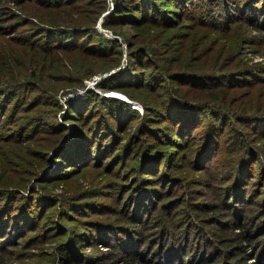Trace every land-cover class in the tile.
Instances as JSON below:
<instances>
[{
	"label": "rangeland",
	"instance_id": "374dc122",
	"mask_svg": "<svg viewBox=\"0 0 264 264\" xmlns=\"http://www.w3.org/2000/svg\"><path fill=\"white\" fill-rule=\"evenodd\" d=\"M57 1L0 0V79L30 88L0 102V184L26 225L0 264H264V0H156L136 21ZM216 87L218 126L196 103Z\"/></svg>",
	"mask_w": 264,
	"mask_h": 264
},
{
	"label": "trees",
	"instance_id": "16d2710c",
	"mask_svg": "<svg viewBox=\"0 0 264 264\" xmlns=\"http://www.w3.org/2000/svg\"><path fill=\"white\" fill-rule=\"evenodd\" d=\"M42 1L45 2V3H48V5H51V6L52 5H60V4H62V2H58L57 0H42ZM59 1H62V0H59ZM65 1L67 2V0H64V2ZM101 1H104V7H105L107 5L106 0H101ZM114 1H115L116 12H118V14H119L117 16L119 17V19L121 21L122 20H124V21H126V20H135L136 21V20L139 19L138 15H137V13L135 11V9H137V8H135L134 6H138V8L141 10V14H142L141 17H147V18H149V17L152 18L154 16L153 8L157 9L158 6H159V5H157L158 1H156V0H114ZM174 1L181 2L183 0H174ZM184 1H187V0H184ZM190 1H194V0H190ZM209 2L210 1L207 0L206 3H209ZM125 8L128 9V10L126 11ZM161 8H163V7H161ZM106 16H105L104 20H102V23H103L104 26H108L107 25V21H106L108 19V16L107 17ZM164 16H169L170 17V13H168V14L164 13ZM62 18L63 17H61L60 15L59 16L55 15V16H52L48 20L63 21V20H61ZM96 18H97V10H96V14L94 13L92 15V17L90 18V20L92 21V24H90L89 28H93L94 29V33L97 35V39H102L101 38L102 33L99 31L97 26H95V24H93ZM74 20H75V22H78L79 18H76ZM49 27H50L49 28L50 30H51V28H60V26H57V25H49ZM105 42L108 43V47H111V48L112 47H118V49H119V43L120 42L117 40V38H111L110 37V38H107V41H104V43ZM95 48H96L95 49L96 51L104 50L102 48H99L98 46H96ZM44 49H47V48L44 47ZM120 49H121V47H120ZM144 50H145V53H143L144 56L156 59V57H154V54H153V51L151 50V48H149L148 46H145ZM137 54L139 56L141 53L138 52ZM0 56H1V53H0ZM135 59L136 58L133 57V61ZM130 61L132 62L131 58H130ZM139 61H140V59H139ZM135 62H136V60H135ZM0 67H2V64H0ZM130 69H131V64H129V66H127V67L125 66L123 68V70L117 71V72L120 73V74H124L126 71H130ZM138 73L140 74L141 72H138ZM150 74H152V72H150ZM113 75H116V73H114ZM137 76H138V74H137ZM113 77L114 76L109 77L107 75L106 77H104V79H102L99 82V85L103 86V87H109V86L112 87V86L116 85L117 83H119L122 80H124V81L128 80L129 81V79H122V77L120 78V80H114ZM152 77H156L155 74H152ZM3 81H6V80L0 79V94L4 96L3 98L0 99V102L3 105L4 104L7 105L10 102H13L14 107H16L17 106V100L19 101L18 98L20 97V94L22 92L26 93L30 88H13V85L11 87H8L6 85L7 81L6 82H3ZM117 85H119V84H117ZM169 90L170 91L168 93H170V95L168 96V98H170V101L172 102V97H176V100H178L177 95H176V91H174V88H169ZM228 94L229 93L227 92L226 88L223 89V88H220V87L219 88L216 87V88L210 90L208 94H206V95H209V97H208L210 99L209 101H204V100H202V102L196 101L197 104H202L203 105V108L207 111V113L208 112L213 113L211 116H209V117H211V120H210L211 121V125L214 124L215 122H217L216 126H218V124H222L223 120H225L226 118L228 119V116L225 115L226 112L223 111L224 109L221 110V108L224 107L223 104H219L220 103L219 100L222 97H224V96H226ZM31 95L32 94H30V98L33 99V97H31ZM98 95L99 94L96 91L92 90V91H90L89 93L86 94L85 100L90 99L92 97L99 98V99H105V100L116 99L117 101L121 102L125 108H127L126 110H128V113H130V114L138 113L137 112L138 110H137L136 107H134L133 105L128 104L127 102H125L122 99H119L117 97H105L104 95H102V96H98ZM130 95L133 96V97L135 96L132 92L130 93ZM141 99L143 101V104L145 105V109L148 108L147 106H149V104L147 103V101H145V98L141 97ZM213 99H215V101ZM178 104H180V103L178 102ZM195 108L202 109L199 106H193V109H195ZM219 110L222 111L225 114L221 113ZM230 117H232V116H230ZM150 156H153L152 158H153V161H154L155 160V155L151 154ZM149 160L150 159L148 158L145 161V163L150 164ZM4 185H6V184L1 182V184H0V197H1L2 201L0 200V235H3V231L5 232V231H7V229H15L16 231H17V229H19V230L23 229L24 230V228L26 226L22 222H17L16 217H15L16 215L13 214V210L15 208H13V206H12L13 202H11L12 201L11 200V195H13L11 193V188H7L6 186L2 188L1 186H4ZM11 215H14V219L13 220H11L9 218V216H11ZM18 225H20L19 228H18ZM166 263H168V261ZM177 263L178 264H194L192 262L191 263H184L183 261H181V258H179ZM157 264H163V263H159L158 262Z\"/></svg>",
	"mask_w": 264,
	"mask_h": 264
}]
</instances>
